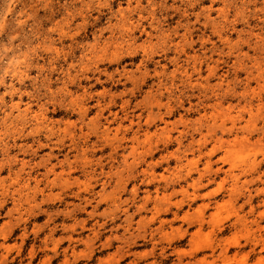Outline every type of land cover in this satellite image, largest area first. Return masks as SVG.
<instances>
[{
	"label": "rangeland",
	"instance_id": "374dc122",
	"mask_svg": "<svg viewBox=\"0 0 264 264\" xmlns=\"http://www.w3.org/2000/svg\"><path fill=\"white\" fill-rule=\"evenodd\" d=\"M0 264H264V0H0Z\"/></svg>",
	"mask_w": 264,
	"mask_h": 264
}]
</instances>
